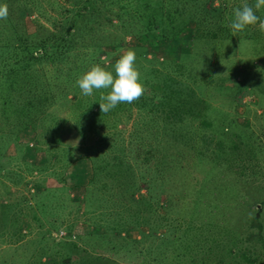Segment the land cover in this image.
I'll return each mask as SVG.
<instances>
[{
    "label": "rangeland",
    "instance_id": "1",
    "mask_svg": "<svg viewBox=\"0 0 264 264\" xmlns=\"http://www.w3.org/2000/svg\"><path fill=\"white\" fill-rule=\"evenodd\" d=\"M81 1L0 0L8 6L0 19V264H264V30L259 23L242 32L229 27L245 0H213L229 37L200 34L190 20L165 32L179 35L163 43L143 38L146 46L142 35L126 33L118 50L88 61L109 64L133 46L143 83L155 67L157 77L166 71L190 85L173 95L178 105L170 99L183 115L179 125L158 118L152 105L139 107L153 93L146 83L139 100L100 112L108 89L83 95L79 73L55 80L54 106L26 107L40 69L10 71L14 53L31 55L15 42L34 44L45 29L72 39L65 27ZM96 1L115 13L126 0ZM129 1L124 12L141 6ZM152 3L158 11L185 1ZM259 12L264 20V7ZM108 29L119 34V27ZM145 46L150 62L140 58ZM147 83L160 96L161 83Z\"/></svg>",
    "mask_w": 264,
    "mask_h": 264
},
{
    "label": "trees",
    "instance_id": "2",
    "mask_svg": "<svg viewBox=\"0 0 264 264\" xmlns=\"http://www.w3.org/2000/svg\"><path fill=\"white\" fill-rule=\"evenodd\" d=\"M184 1L185 4L178 3L177 6L173 8V10L168 8L164 4H159V9L158 11H156L155 7L153 6L154 4L152 3V0H141L139 4H141V6L143 5L142 10H140L141 6L138 5V7H135L134 9L130 6L129 9L131 10V12H124L123 8L125 6L123 3L131 2L129 0H126L121 3L120 7H117V9H120L119 12L114 11L115 13H112V11L108 10L109 8H103V12L102 8L97 5L98 2L96 0H82L81 2H76V7L72 12L73 20L69 23L68 26L65 27V29L73 30L71 32L73 36L72 39L62 37L67 32L63 33L61 32V30L54 31L48 29H45V35L41 34L38 37V41H34V44L33 42L22 44L20 43L22 42V40L19 37L20 40L15 42V46L20 47L19 53H21L22 55L25 51H31V55L27 58H23L22 56H18L16 53H14L12 65L9 67L10 71H12V73H17V70L21 69L24 73H28L27 71H29L32 67L40 69V71L35 74L39 75L40 79L37 80L35 78V82L31 83L30 87L27 88V90L29 91V98H26V107L29 108L30 106H32L33 108L41 105L40 109L45 110L54 106L53 95L55 93V80H59L60 77V80H64V77L68 78L69 76H75L77 78V73L82 76L84 74L83 71H88L93 66H90L88 64V61H93L94 55H98L99 59V54L101 52L110 53L115 49L118 50V48L121 47L122 44H124L122 43V37L126 33H132L133 35L135 34L134 37L142 35L140 41L143 43H145L146 41L148 43H153L154 38L156 36H159L160 41L158 42L163 43V40L174 38L179 35V30H176L171 34H164L165 32L168 33V31H170L177 23H180V29H183V27L185 26L184 24L188 23L191 20L196 24L202 26L200 34H203L210 38H215L218 36L229 37L230 32L227 28L228 21L225 22L223 20L220 15L221 7L214 5L213 0ZM103 4L107 5L106 2H103ZM185 9H189L187 10L188 12L185 11ZM175 11L180 15L185 13V18L176 17ZM261 13L262 12H259V10L256 11V14L259 17L262 15ZM217 15L220 16L221 19H219L217 23L213 24L212 18ZM69 18V16L66 17V19ZM74 19L77 22H80L77 24ZM103 24H106V26H103ZM108 27H114V29L119 27V34L117 35L115 30L114 32H111L112 30L109 31ZM155 28H159L161 32L154 33L153 30ZM105 30H108L109 33H105ZM197 32L192 33V36H196ZM60 34H62V36H60ZM143 38H146L145 42L142 41ZM100 41L101 47L103 44V47H107H99L98 49H94L91 51L93 44ZM148 43H145L146 46L148 45ZM146 46L144 54L140 58L150 62L152 61V58H148L145 56V53L147 52ZM131 48L133 49V46H131ZM35 51L40 53L37 54ZM115 58L119 57L116 56ZM115 58H111V62H109V64L106 61L105 63H100L98 65L104 67L105 69L108 67L107 70L114 72V67L112 68V64L117 61V59ZM94 61H97V59ZM3 65L6 66L5 63ZM16 68L17 70H14ZM48 71H51L52 78H49V75L47 74ZM156 71L157 68L150 67L149 75L144 79L146 80L145 83L149 87L153 88V93H150L148 95L149 97L146 98L145 103L139 107L144 108L145 106H148L151 109L152 105L156 112L157 110H160V112H157L158 118H165V116H167L170 121L168 125H179L180 121L183 120V115L179 112L176 106L178 105L179 99L177 97L179 94L175 96L173 95L181 90L185 91L186 89H188L191 91L192 88L190 87V85H184L183 87H181L180 80L173 78L166 71L162 72L164 75L163 77H157V74L155 73H158L159 71ZM151 80L156 83H161L160 96L154 93L155 87L153 83H147ZM68 82L70 81H64L62 82V84ZM175 84L179 86H176ZM184 87L185 89H183ZM70 88L71 86L68 87V91ZM18 90L21 89L19 88ZM158 96L161 100L153 102L152 98ZM23 97H25V95ZM171 97L174 100L177 98V100L174 102L176 105L170 102V99H172ZM156 105H158V107ZM161 105L164 106L162 110ZM165 107H167V109H164ZM166 110L168 111V113H166ZM195 116L199 117V122L202 124V126L209 124V121L205 118V116H199L197 114ZM253 220L256 226L259 227L256 216L253 217ZM215 242L219 245L221 244V242ZM189 244L190 243H188V246ZM225 247L226 246H224V250ZM210 249L211 248H208V250ZM198 250V247L189 250V256H191L192 253H195ZM233 250L234 248L232 249V247H228L226 248V253H231ZM244 256L246 255L244 254L243 257ZM252 259L253 258L247 256L244 260L245 262H250ZM191 260L193 261V258H191Z\"/></svg>",
    "mask_w": 264,
    "mask_h": 264
},
{
    "label": "clouds",
    "instance_id": "3",
    "mask_svg": "<svg viewBox=\"0 0 264 264\" xmlns=\"http://www.w3.org/2000/svg\"><path fill=\"white\" fill-rule=\"evenodd\" d=\"M264 7V0H255L250 5L247 0L233 9V19L229 27L234 32H242L247 26L259 23L264 30V20L256 14V11ZM8 6L0 4V19H7ZM136 52L129 48L122 50L115 66L114 72L100 65H93L78 80L77 85L85 96H91L94 90L108 89L107 94H101L99 104L100 112L108 113L122 103L132 104L139 100L145 92V85L141 79L140 71L136 66ZM78 147V144L76 145ZM78 155V153H73Z\"/></svg>",
    "mask_w": 264,
    "mask_h": 264
}]
</instances>
